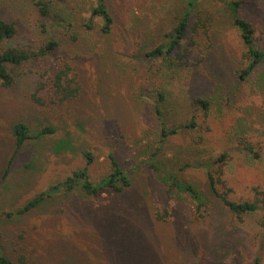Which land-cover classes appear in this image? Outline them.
Returning a JSON list of instances; mask_svg holds the SVG:
<instances>
[{
	"label": "rangeland",
	"instance_id": "374dc122",
	"mask_svg": "<svg viewBox=\"0 0 264 264\" xmlns=\"http://www.w3.org/2000/svg\"><path fill=\"white\" fill-rule=\"evenodd\" d=\"M47 1L50 16L33 0H0V19L18 28L11 43L35 52L52 38L60 44L46 57L13 66L11 85L0 79V252L16 264H264V209L235 214L212 191L208 175L221 178L219 189L235 200L253 199L254 187H264V63L240 77L249 58L231 0H106L114 17L106 35L99 17L96 29L83 26L98 0ZM242 1L239 14L264 49V0ZM186 13L188 35L196 34L200 45L191 63L178 67L146 56ZM59 14L74 24L72 31L56 24ZM59 57L75 64L82 93L39 105L32 97L36 72L53 69ZM191 120L195 125L179 133L157 135ZM19 122L34 134L43 126L57 131L28 140L7 171ZM242 139L263 157L240 152ZM225 151L233 156L219 161ZM111 154L130 174L127 190L104 189L98 197L57 192L17 213L78 169L87 167L99 184L112 171ZM150 161L177 172L190 164L179 174L201 189L205 205L169 193Z\"/></svg>",
	"mask_w": 264,
	"mask_h": 264
},
{
	"label": "trees",
	"instance_id": "16d2710c",
	"mask_svg": "<svg viewBox=\"0 0 264 264\" xmlns=\"http://www.w3.org/2000/svg\"><path fill=\"white\" fill-rule=\"evenodd\" d=\"M33 1L44 16H50L52 13V6L47 0ZM242 2V0H231L226 3L233 12L234 24L240 30L242 39L247 48L249 63L243 68V70L239 71L240 77L244 79L248 78L261 63H264V49L257 44L256 29L253 24L239 14V8ZM97 17L102 19L101 27L98 26V30L103 35L110 34L114 28V17L106 0L97 1V4L91 9V16L83 21V26L90 30L96 29L98 22ZM54 18L57 19L56 24L66 28L68 31H72L74 24L68 20V18L63 17L60 14ZM189 25L190 14L186 13L181 18L180 22L171 29L170 32L165 34V40L159 43L155 48L150 49L146 53V56L155 58L163 57L166 61L178 67L189 65L200 46L199 42H197L196 34L188 35ZM206 32L207 33L205 34L208 35V29ZM17 33L18 28L14 22L0 19V79L5 86L11 85L14 81V75L12 72L13 66L20 65L34 57H46L60 45L57 39L52 38L38 51H29L11 43V40ZM187 39H189V41ZM207 55L208 54H205L203 57H206ZM35 82L36 89L33 92L32 97L36 103L42 106L49 107L52 105L64 104L78 99L82 93V84L76 66L70 59L65 57H59L56 67L51 70L37 71ZM163 99L164 94L163 92H160V102L158 101L157 112L160 120L164 122L163 111L161 109V102ZM198 103L206 109L210 108L208 99L198 98ZM194 125V120H191L189 123L181 122L173 128H162L157 135L167 138L169 135L179 133L182 129ZM56 131V128L53 126H43L38 133L34 134L26 123H16L14 126V134L17 143L15 152L9 160L7 171L10 170L18 152L24 147L28 140L53 134ZM239 145L242 148L240 152H243V154H249L250 157L252 156L258 159L263 157L262 151L256 150L255 146L246 139L240 140ZM85 155L88 159L93 157V153L91 152H87ZM232 156L233 153L231 151H225L218 159L219 161L222 160L225 162V159L231 158ZM218 159L213 163L216 164ZM110 160L112 171L107 177L103 178L99 184L93 183L87 167L78 169L65 180L59 181L49 189L42 191L29 199L17 213L22 214L31 211L57 192L79 189L94 197H98L104 189H110L119 193L127 190L132 184L130 174L121 166L114 154L110 155ZM149 164L151 168L158 173L160 180L166 185L169 193H184L189 195L198 208L205 205L206 198L201 189L195 183L185 180L182 175L179 174L180 171L191 166L190 164L182 165L181 168H179V172L160 168L152 161H150ZM207 167L209 169L210 165ZM208 175L212 191L235 214L241 217L242 213H257L258 211H263L264 187H254L253 191L255 192L256 197L253 199L235 200L229 198L227 192H222L219 189L218 184L221 178L216 177L212 170L208 171ZM261 221L264 223V219ZM0 264L16 263L7 254L0 252Z\"/></svg>",
	"mask_w": 264,
	"mask_h": 264
}]
</instances>
